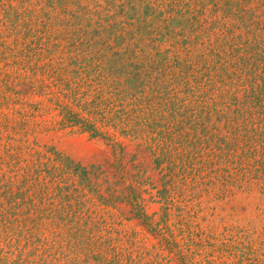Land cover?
<instances>
[{
	"label": "trees",
	"instance_id": "trees-1",
	"mask_svg": "<svg viewBox=\"0 0 264 264\" xmlns=\"http://www.w3.org/2000/svg\"><path fill=\"white\" fill-rule=\"evenodd\" d=\"M220 1L0 0V63L14 69L2 82L27 85L40 99L23 110L15 108L18 91L0 89V235L28 249L0 264H158L119 247L104 231L95 207L115 201L130 205L176 263L202 264L193 261L192 247L210 249L206 264H231L219 254L238 249L239 261L260 262L251 256L252 243L232 245L230 236L217 244L216 234L202 240L188 219L179 230L187 236L182 246L170 226L150 221L135 196L100 195L96 168L17 139L36 128L100 138L110 145L118 174L119 137L148 143L171 188L163 191L166 210L171 191L190 218L217 216L219 206H230L232 216L253 202L264 217V34L258 9H246L247 0ZM184 89L196 96L201 131L212 121L220 136L212 152L197 144L184 152L167 133L173 127L165 123L183 104L176 99L171 108L164 98Z\"/></svg>",
	"mask_w": 264,
	"mask_h": 264
},
{
	"label": "rangeland",
	"instance_id": "rangeland-1",
	"mask_svg": "<svg viewBox=\"0 0 264 264\" xmlns=\"http://www.w3.org/2000/svg\"><path fill=\"white\" fill-rule=\"evenodd\" d=\"M223 3H229V0H221L220 6ZM245 5L246 9L249 10L258 9V14L260 15L258 19L260 25L258 28L259 36L261 37L264 34V16H261L264 10V0H247ZM232 19H235V17L231 16L228 23ZM239 32L242 33L243 31L240 30ZM12 71L14 69L5 68L3 63H0V89H3L5 85H9L15 91H18L20 95L17 97L18 104H16L15 108L28 110V104H35L40 101L38 94L31 87L17 85L12 80L4 84L2 82L3 75L6 73L10 74ZM179 93L176 96L169 92L163 101V103L167 104L165 106L171 108L177 106L179 103L183 104L182 106H178L175 109L176 111L170 108L177 115H173L169 119L170 122L165 123L166 127H173L167 133L176 135L172 140L177 143L176 146L178 147L184 148L188 144H194L193 146L197 144L199 147H203H200L201 150H206L205 154L212 152L213 150L211 149L217 147L216 145L220 139V136L216 134L217 131L215 130L214 123L212 121L205 122L203 125L204 131L202 132L200 125L203 123V116L195 113L196 109L200 110V108H197L196 96L188 94L185 89ZM176 99L178 100V104L174 106L170 105ZM179 111L182 112L181 115H178ZM5 112L8 113L9 111L5 110ZM8 114L11 115V113ZM43 120H49V116L44 117ZM20 138L29 148L45 153L47 156V153H56L79 167L85 169H89L90 167L96 168L97 173L100 174V178L98 177L96 180V183L100 186V195L108 198L109 195H113V192H115L116 195H122L123 197L128 195V197L135 196L137 203L140 204L143 213L149 217L150 221L153 224H159L158 228L170 226L171 231L176 236V240L182 246L187 236L184 233L181 234L179 230L181 226L186 228V226H183V223H185V219H188L187 222L191 225L190 231L195 233L202 232V240L209 241L210 238L208 237L216 234L218 238L217 244L226 241L230 236L233 238L232 245L241 246V244H247L249 246L252 243L254 253L252 251L251 256L255 259L257 258L260 262L239 261L237 255L240 249L234 250L231 255L229 253L226 255L219 254L221 261H227V263L231 264H264V217L261 216V212L258 213L256 210L257 203L253 202L249 206L246 205L247 207L245 204L238 206L237 211H234L235 215L232 216L229 211L230 206H219L217 216L211 217L208 213L202 212L196 214L195 218H190L191 216L187 217L188 213H186L188 209L185 208L184 204L179 203L174 193L170 191L166 196L169 198L173 197V201H171L169 208L166 210L167 206L163 201V191L165 192V189L171 190V188L164 184L163 174L165 171L161 170L163 165L157 166L154 163V157L146 149L148 143L141 145L139 141L119 137L118 140L123 147V153L120 155L123 171L118 174L112 167L113 153L111 147L100 138L93 139L86 134L76 131L67 133V131H58L56 129L43 130L39 128H36L35 131L27 135L21 134L17 136V139ZM184 152H187V149L184 148ZM92 181L95 182L94 179ZM178 208L181 209L178 210ZM95 210L97 211V215L102 217V221L105 222L104 231H109V235L113 239L119 240V247L128 251L134 250L138 253H143L146 257L144 259L145 262L179 264L176 263L173 254H168L160 238L150 233L134 217L130 205L125 201H115L102 205L98 202ZM232 228L239 231L242 230L243 232L239 233L238 230L233 231L231 230ZM2 236L0 235V237ZM2 238L3 242L0 241V259H5V262L9 260L10 263L16 259L19 252L25 254L28 251V249L22 250V242L13 247V241L9 244L8 241H5L4 236ZM197 249L192 247L190 250L191 252L196 251V254L192 258L193 261L206 264V261L210 259V256L208 257L210 249L206 247ZM75 258L81 262L84 259L82 255H77ZM88 264H92V262L90 261Z\"/></svg>",
	"mask_w": 264,
	"mask_h": 264
}]
</instances>
